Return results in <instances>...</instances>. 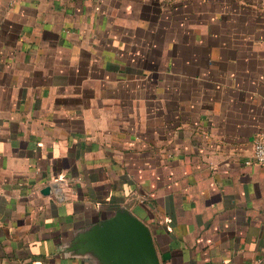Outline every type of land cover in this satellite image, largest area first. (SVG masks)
<instances>
[{
	"label": "crops",
	"instance_id": "0c3cea01",
	"mask_svg": "<svg viewBox=\"0 0 264 264\" xmlns=\"http://www.w3.org/2000/svg\"><path fill=\"white\" fill-rule=\"evenodd\" d=\"M259 138L264 0H0V264H99L120 209L162 264H264Z\"/></svg>",
	"mask_w": 264,
	"mask_h": 264
},
{
	"label": "water",
	"instance_id": "95a60500",
	"mask_svg": "<svg viewBox=\"0 0 264 264\" xmlns=\"http://www.w3.org/2000/svg\"><path fill=\"white\" fill-rule=\"evenodd\" d=\"M51 190L49 185L43 192ZM74 249L92 254L99 264H162L149 226L125 209L81 231Z\"/></svg>",
	"mask_w": 264,
	"mask_h": 264
},
{
	"label": "built area",
	"instance_id": "2783aa9c",
	"mask_svg": "<svg viewBox=\"0 0 264 264\" xmlns=\"http://www.w3.org/2000/svg\"><path fill=\"white\" fill-rule=\"evenodd\" d=\"M247 163L264 164V139H257L253 145V156ZM59 202L65 201V196L62 193L57 194Z\"/></svg>",
	"mask_w": 264,
	"mask_h": 264
}]
</instances>
